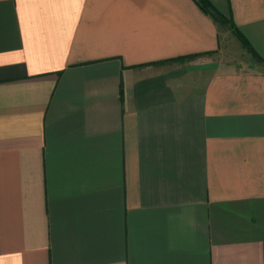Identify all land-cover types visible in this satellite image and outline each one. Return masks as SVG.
Here are the masks:
<instances>
[{
	"label": "crops",
	"instance_id": "obj_1",
	"mask_svg": "<svg viewBox=\"0 0 264 264\" xmlns=\"http://www.w3.org/2000/svg\"><path fill=\"white\" fill-rule=\"evenodd\" d=\"M208 1L0 0V264H264V0Z\"/></svg>",
	"mask_w": 264,
	"mask_h": 264
},
{
	"label": "rangeland",
	"instance_id": "obj_2",
	"mask_svg": "<svg viewBox=\"0 0 264 264\" xmlns=\"http://www.w3.org/2000/svg\"><path fill=\"white\" fill-rule=\"evenodd\" d=\"M221 29H222L221 30L222 31L221 50L218 55V57L220 58V61H227V62H230V64H233L237 69H244L247 65L246 56H244L242 51H240L237 47L233 46L232 40L223 31L222 26H221ZM218 57H214V59ZM176 62H178V60H176Z\"/></svg>",
	"mask_w": 264,
	"mask_h": 264
},
{
	"label": "trees",
	"instance_id": "obj_3",
	"mask_svg": "<svg viewBox=\"0 0 264 264\" xmlns=\"http://www.w3.org/2000/svg\"><path fill=\"white\" fill-rule=\"evenodd\" d=\"M197 4L206 12L209 13L213 19L219 23L223 22V16L211 5L208 0H196Z\"/></svg>",
	"mask_w": 264,
	"mask_h": 264
}]
</instances>
